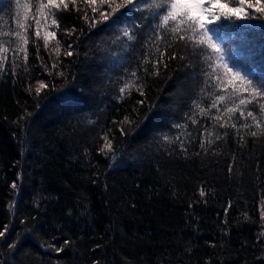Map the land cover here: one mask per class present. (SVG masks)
Masks as SVG:
<instances>
[{"label": "trees", "instance_id": "trees-1", "mask_svg": "<svg viewBox=\"0 0 264 264\" xmlns=\"http://www.w3.org/2000/svg\"><path fill=\"white\" fill-rule=\"evenodd\" d=\"M38 6L0 0V44L10 50L0 53V230L9 227L0 264H264V130L241 128L239 141L230 126L243 122L239 112L228 120L211 105L231 107L240 82L218 83L209 67L227 63L264 82V14L245 5L253 19L214 29L223 49L214 54L172 37L155 7L100 21L87 4L70 5L57 28ZM46 31L56 32L47 47ZM65 240L64 252L47 247Z\"/></svg>", "mask_w": 264, "mask_h": 264}, {"label": "snow or ice", "instance_id": "snow-or-ice-1", "mask_svg": "<svg viewBox=\"0 0 264 264\" xmlns=\"http://www.w3.org/2000/svg\"><path fill=\"white\" fill-rule=\"evenodd\" d=\"M19 3V0H17ZM96 3V0H39V6L36 9V12L40 17L50 16L51 24L59 28L60 16L59 12L61 10H69L70 5L76 8L77 11H84L80 5L87 4L91 7V11L99 13L100 21H117L119 16L123 15L124 12L136 9V10H147L155 7L156 9H161L162 12L158 16L160 25L168 29L169 34L172 37H175L178 41H193L198 44L201 48H207L212 51L214 54H221L223 49L216 42L214 38V29L218 28L222 23L228 20H232L233 17L236 19L245 18L247 20L253 19L251 13H245V8L255 9L256 13L264 14V0H232V3H238L240 6L229 7V3L225 0H159L154 4L148 3V0H99L100 8L92 7ZM107 5V8L110 11H105L103 6ZM123 10V11H122ZM84 19L90 21V27H94L95 24L91 21L95 20V17H90L88 13L84 12ZM35 24L39 26L41 24L40 19H35ZM21 28L24 27L23 24L20 25ZM15 35L23 42L24 45L28 43L26 36L21 35L19 32H16ZM40 33L37 30L36 36L39 37ZM56 35L55 31H46L44 33V45L47 47L49 38H54ZM124 35L128 37L129 40H132L134 37L129 35L127 31L124 32ZM157 39H166L167 37H162L160 33H157ZM198 38V39H197ZM71 48V45H69ZM10 50L5 48L0 44V53H8ZM58 51V49H57ZM18 52H24V60L27 61V51L24 47H20ZM17 51H13V66H15V58L18 55ZM39 52V48H37ZM66 55L72 56V51H67ZM165 53H161L160 58L155 61L154 67L158 71V65L164 60ZM175 58L171 54L167 55V59ZM5 57H0V70L4 68ZM211 60L212 57H209ZM216 61H223V55H216ZM166 66V65H165ZM55 67V65H54ZM212 69V74L215 76V79L218 83H223V76H230L228 84L232 85L235 81L240 82V86L233 87L230 89L229 98L233 99L232 106H224L223 109L218 108L217 101H213L211 107L217 109V111H224L231 115L228 116V120L232 119L237 111L239 112L238 119H242L243 122L237 125L236 122L231 123V128L236 130V134L240 142H243L244 135L240 133V129H244L247 132V135L251 137H257L258 132L255 129L264 130V121L258 119L257 109L259 113L264 114V82L257 85L254 80L241 76L239 72H235L227 63H221L220 68L223 69V72L219 71V68L216 67L215 63L209 65ZM147 71V69H146ZM133 76L136 73H132ZM46 85L44 82H41L39 87L35 89L36 93L39 94L41 89L45 88ZM251 89V92L247 95H237L241 93V90L244 93L248 92V89ZM121 92H124V88H121ZM218 101H224L225 96L220 95L217 97ZM238 100V103H236ZM202 112H205L204 109H201ZM205 115L207 113L205 112ZM250 118V120H249ZM191 119V117H190ZM216 121L219 122L221 117L216 116ZM125 122H128V118L125 117ZM193 124L200 123L199 121L192 119ZM227 125V120L225 123L220 124L221 128H224ZM179 127V125H177ZM203 133L207 132V128L201 125ZM227 135V132L224 133ZM220 139L218 135L216 137ZM107 140V137H105ZM210 143V142H209ZM107 148L111 149V143L108 142L105 145ZM181 147H183V142H181ZM205 147V143L201 142V148ZM185 151L187 149H184ZM232 171V166L229 165V172ZM13 189L17 188V183L11 185ZM207 193L201 189L200 196L205 197ZM231 202L228 204V208H231ZM228 209H225L227 213ZM9 231L7 225L4 226L3 230H0V239L6 238V232ZM56 238L53 237V240ZM70 241L65 240L62 245L57 246L55 243L48 244L47 247L50 251H55L61 253L67 250L70 245ZM10 248H15L17 245L12 243L8 245ZM100 245H97L99 248ZM96 264H99L97 261Z\"/></svg>", "mask_w": 264, "mask_h": 264}]
</instances>
